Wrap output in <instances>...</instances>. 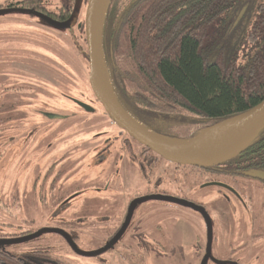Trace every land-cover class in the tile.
<instances>
[{
  "label": "flooded vegetation",
  "instance_id": "af4514ba",
  "mask_svg": "<svg viewBox=\"0 0 264 264\" xmlns=\"http://www.w3.org/2000/svg\"><path fill=\"white\" fill-rule=\"evenodd\" d=\"M87 1L81 0L72 18L75 0H26L30 7L11 6L32 15L22 21L29 24L21 26L18 39H4L0 35V62H12L8 66L16 62L18 70L17 73L0 72L1 165L4 164L3 169L12 173L11 179L18 171L16 166L20 167L23 200L28 197V204L48 209L42 210L45 215L41 217H24L27 221L36 220L37 224L32 226V222H27L31 226L15 227L9 233L1 232L0 238L26 236L41 228H55L44 227V224L78 221L77 224L91 226L92 234L101 240L97 249L105 247L97 254L102 256L101 264H174L173 261L175 264H186L188 260L183 258L188 253L182 248V230L177 229L180 225L182 228L185 226L183 213L165 210L163 205L142 208L136 202L122 233L109 244L125 221L132 200L152 194V191L140 194L145 184L161 188L162 195L175 196L202 206L211 226L223 228L227 225L228 230V224L234 219H244L248 233L250 227V235H254L255 222L264 220V209L258 203L259 194L264 195V184L260 183H264V179L254 175L264 172V158H252L249 150L246 152L245 149L233 158L209 167L179 164L166 160L119 127L104 111L89 86L84 19ZM24 9L36 10L57 22L69 19L71 22L69 26L60 27ZM30 35L32 39H26ZM3 45L7 46L4 48ZM19 47L24 50L16 53L15 48ZM116 59L120 69L125 71L130 68V64H125L123 54ZM25 71L39 74L41 80L36 81L38 77L27 75ZM13 74L19 78L14 80ZM71 83L74 86L61 89ZM8 85H12L11 88ZM116 97L139 123L151 125L163 133L161 130L165 129L157 125L160 120L144 112L145 109L125 96ZM19 111L22 116L15 118L14 113ZM81 124L91 127L85 135L74 130ZM189 129L198 128L190 125ZM164 132L165 135H176L175 132ZM200 177L202 181L197 182L195 179ZM210 182L221 184L208 185L217 186L216 197L223 199L212 209L191 193V186L192 189L202 188ZM170 189L174 193H170ZM10 198L13 201V195ZM93 205L105 206L103 215L88 210ZM194 212L204 223L206 243L204 219L200 212ZM196 224L193 220V225ZM226 232L221 233L224 236ZM57 234L71 246L61 234ZM258 235L264 236V226ZM68 236L73 243L70 234ZM148 242L154 247H142ZM36 247L47 246L11 252L20 254ZM215 259L221 262L209 258L207 261L240 264L232 258Z\"/></svg>",
  "mask_w": 264,
  "mask_h": 264
},
{
  "label": "trees",
  "instance_id": "16d2710c",
  "mask_svg": "<svg viewBox=\"0 0 264 264\" xmlns=\"http://www.w3.org/2000/svg\"><path fill=\"white\" fill-rule=\"evenodd\" d=\"M11 6L30 7L26 0L0 3ZM101 49L116 96L178 116L182 128L233 118L264 98V0H108ZM122 54L130 64L125 71L117 65ZM14 65L5 71L17 73ZM248 150L264 158V125ZM0 264L64 262L47 247L15 254L0 245Z\"/></svg>",
  "mask_w": 264,
  "mask_h": 264
},
{
  "label": "rangeland",
  "instance_id": "374dc122",
  "mask_svg": "<svg viewBox=\"0 0 264 264\" xmlns=\"http://www.w3.org/2000/svg\"><path fill=\"white\" fill-rule=\"evenodd\" d=\"M3 1L4 0H0V3H2ZM30 16L32 15L25 14L20 11L1 13L0 29L3 30L0 31V35H2L4 39H10L13 37H15V39H18V34L22 30L20 29L21 26H25L29 24L27 22H22V21L27 20V18L30 19ZM9 30L12 31L6 33ZM32 37L33 36L30 35L26 39H32ZM5 46L7 45H3L4 48ZM232 47L233 46H231L230 50L227 51L228 54L232 51L231 50ZM23 50L24 49L22 47L15 48L16 53H19ZM7 58L8 57H6L5 55V59ZM207 58L208 60H211L212 56H207ZM8 63L9 62L0 63V69L5 71L4 68H9ZM15 68L16 66L14 65L12 69L15 71L16 70ZM24 73L27 75H31L32 77L33 76L36 78L38 77L39 79H35L36 81L41 80L39 74L37 73L28 72V71H25ZM13 78L14 80H16L19 77L15 76ZM0 79H2L1 76ZM70 85L74 86V84L71 83L62 86L61 89L67 90V88ZM11 86L12 85H8V88H11ZM13 86L15 87L16 84H14ZM14 91L16 90L14 89ZM44 91H48V90H44ZM14 103H16V99L14 100ZM144 112H147L151 116H154L156 117V119L160 120L159 122L161 123H157V125L169 132H175L176 137L182 138V136L185 134L192 136L198 130V129L188 130L189 126L186 128H182L181 121L180 118H178V116L160 115L155 113L153 114L146 110ZM21 116H22L21 111L14 113L15 118ZM90 128L91 127L88 124H81V125H77L74 130L76 133H80V134L82 133L81 135H85ZM4 166H5L4 164L1 165V159H0V170H2ZM16 167L18 168V171L15 170H14L15 172L13 171L14 172L13 179L9 178L12 173H8V171L5 169H3V172L0 173V233L1 232L9 233L15 227L31 226V225H27V222H32L33 223L32 226H33L37 224L35 222L36 220L27 221L26 219H24V217L27 216V218L30 219L36 216L38 218V216L41 217L42 215H45L44 214L45 212H42V210L48 211V209L39 208V206H35L33 203L28 204L27 203L28 197L24 198L23 200V192L21 188V185H23V181L21 178L22 169H20V167L18 166ZM85 175L87 176L88 174ZM195 180L197 182H200L202 181V178L200 177ZM196 181L194 183H196ZM260 183L264 184L262 181ZM217 188L218 187L214 185H206L202 188L197 187V189L196 188L192 189L191 186V193H193L192 195L193 197H195V199L201 200L204 203V205L211 207L212 209L216 203H219L223 200L221 198L216 197V194H218ZM147 191H152V194L163 193L161 188L158 187L156 188L153 187L152 185L147 186L145 184L142 186L140 194L143 195ZM169 192L174 193V190L170 189ZM90 194L91 193H88V195ZM12 195H13V201H11L10 198V196L12 197ZM259 195H260V199H259L260 201L258 203L260 207L264 209V195L261 194ZM155 204H157L158 207H161L163 205V207L166 208L165 210L169 209L176 211L178 213H183L181 216L182 218L185 219L183 220L185 226L182 228V226L180 225L179 228H177L182 230V232L179 231L180 233H182V248L186 249L188 253L186 256H184L183 259L188 260L186 261V264H201L202 254H203L202 249L205 243V234H204L205 228L202 219L199 218L195 214L194 210H192L191 208L168 201L149 199L139 202L138 205L139 207L145 208ZM257 206L258 204L255 205V207ZM104 207L103 206L98 207L93 205L91 207H88V210L91 209L92 213L97 215H103L105 211ZM66 211H68V209ZM84 211H86V209ZM172 216L175 217V215ZM193 220H196L197 223L196 225H193ZM85 221L87 220L85 219ZM243 222L244 219H240V220L234 219L233 222H230L228 224V230H227V225H224L223 228H217L214 225L212 226L213 237L211 242V255L212 257L214 258L216 257L219 259L232 258L238 261L240 264H264V236L258 235V233L262 231V227L264 226V220L255 222L254 235H250V227L248 233L247 224L246 222L245 223ZM77 223L78 221L72 223H52V224L43 225L44 227L59 228L65 231L66 233L70 234L77 251L76 249L69 246L57 233H52V232L41 233L39 236L34 237L25 242L8 244L6 248L10 251H14L17 253L21 250H25L33 246H47L51 256L56 258L57 260L64 262V264H101L100 263L101 262L100 258H102L101 255L100 256L82 255L78 253V251L79 252L95 251L97 247L100 245L101 240L99 238H96L92 234L91 226L87 227L86 225H80ZM222 231H228V232H226L223 236L221 233ZM142 247H146L149 249V248H153L154 246L150 242H148L147 245H143ZM173 263L175 264V261H173ZM205 264H214V263L209 260Z\"/></svg>",
  "mask_w": 264,
  "mask_h": 264
},
{
  "label": "water",
  "instance_id": "95a60500",
  "mask_svg": "<svg viewBox=\"0 0 264 264\" xmlns=\"http://www.w3.org/2000/svg\"><path fill=\"white\" fill-rule=\"evenodd\" d=\"M80 2L81 0H75L74 9L71 16L72 18L75 17ZM107 3L108 0H88L84 14L87 56H88V82L95 98L101 104L102 108L107 113V115L117 125H119V127H121L125 132H127L131 137H133L142 145L148 147L155 153L159 154L160 156L171 162L195 166V167H209L227 161L233 158L234 156H236L237 154H239L240 152H242L243 150H245L248 147V145L251 143V141L254 139L258 131L264 125V98L261 99L253 107L243 112L242 114H239L238 116H235L233 118L224 121H220L210 126L199 128L197 132L192 136L182 137V138L168 136L146 127L144 124L139 123L123 108V106L119 103L116 95L114 94L109 84L105 64L103 61L102 49H101L102 24H103V18L105 15ZM24 10L28 11L29 13L39 15L48 22H50L51 24L54 25L57 24V26L60 27L69 26L71 22V19L64 22H57L45 15L40 14L36 10L33 9H24ZM11 11H23V10L13 7L0 8V14L3 12H11ZM54 117H58V116H54ZM235 120L238 122L237 123L238 131L235 137L233 138V140L229 143L228 146L225 147V149L221 153L204 157V156L191 154L184 150L190 147L194 143L198 134L202 130L213 127L223 122L235 121ZM159 136L175 141L174 146L162 142L161 140L158 139ZM254 175L260 177L261 179H264V172L262 173L258 172ZM208 184L221 185L218 182H210L205 185ZM149 199L174 202L183 206L190 207L200 212L206 226L205 251L202 257L201 264H205L208 258L215 262H221L213 258L211 255L212 226H211L210 218L207 212L204 210V208L191 201L170 195L148 194L132 200V202L129 204L125 221L123 222L121 228L110 240L109 244L115 242V240L122 233L131 215V211L134 204L136 202H142ZM41 232H57L61 234L69 242L72 248L76 249L73 243L71 242V240L69 239L68 234L63 230L57 228H41L36 232L26 236H20L14 238H0V245L22 242L37 236ZM104 249L105 247H101L92 252L78 251V253L82 255H97L100 252H102Z\"/></svg>",
  "mask_w": 264,
  "mask_h": 264
},
{
  "label": "bare ground",
  "instance_id": "6f19581e",
  "mask_svg": "<svg viewBox=\"0 0 264 264\" xmlns=\"http://www.w3.org/2000/svg\"><path fill=\"white\" fill-rule=\"evenodd\" d=\"M237 123L236 120L228 121L202 130L194 143L184 150L191 154L204 157L221 153L235 137L238 131ZM158 139L172 146L175 144V141L161 136Z\"/></svg>",
  "mask_w": 264,
  "mask_h": 264
}]
</instances>
